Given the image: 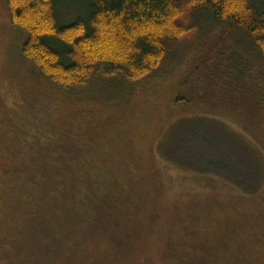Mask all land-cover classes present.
Returning <instances> with one entry per match:
<instances>
[{"label":"trees","instance_id":"1","mask_svg":"<svg viewBox=\"0 0 264 264\" xmlns=\"http://www.w3.org/2000/svg\"><path fill=\"white\" fill-rule=\"evenodd\" d=\"M86 1L85 18L60 25L53 0H5L32 67L24 116L0 119V176L5 206L32 229L31 259H101L117 247L138 257L168 225L164 256L175 264H264L261 242L246 235L249 216L264 228L256 193L214 195L228 183L209 174L165 179L154 148L140 151L124 124L135 98L163 92L169 107L200 110L181 118H226L262 147L264 0ZM42 112L44 124L30 118ZM177 123H167L169 139ZM114 135L132 141L105 152ZM167 196L175 201L164 206Z\"/></svg>","mask_w":264,"mask_h":264},{"label":"rangeland","instance_id":"2","mask_svg":"<svg viewBox=\"0 0 264 264\" xmlns=\"http://www.w3.org/2000/svg\"><path fill=\"white\" fill-rule=\"evenodd\" d=\"M53 7L60 25L70 24L77 18H85L89 13L86 0H53ZM25 38L26 34L10 23L5 0H0V119L8 121L10 125L15 118L24 116L23 109H20L18 105L25 101L24 90L28 87L25 80L29 79L28 72L32 67L20 52ZM163 100L166 101L163 92L135 98V102L131 103L135 109L125 112L124 124L133 131V141L136 142L140 151L148 155L154 148L156 162L158 166L161 165L164 178L167 180L170 178L176 184L179 182L178 179L191 181L197 176L199 178L200 176L210 177L206 174L214 175L217 182L224 180L228 183L225 189H219L214 192V195L224 196L228 193L232 195L253 193L254 195L256 193L255 196L260 199L264 209V128L259 134L263 144L261 147L226 118L194 115L181 118V115L185 113H200V110L197 107L183 109L169 107ZM20 112L23 114L20 115ZM45 114V112L37 113V117L30 116V118L39 119L41 122V119L49 121L45 119ZM22 120L26 123L22 129L37 130L30 120ZM195 120L198 122H194ZM171 121H178L175 127L178 128L169 139L171 132L169 130L167 132L166 125ZM41 131L44 130L41 129ZM166 132V140L165 138L161 140ZM131 141L114 135V139L109 140L108 144L104 142L103 150L116 151L125 148ZM110 146L113 150H110ZM163 151H165V157L162 154ZM0 175H2L1 172ZM3 180V176H0V264H36L35 260L31 259L33 257L28 247L29 241H33L32 229L25 232L23 227L17 224L18 220L15 219L14 213H19L15 212V205L5 206L7 192ZM201 182L205 183L204 180ZM230 184L242 189L234 187L235 189L231 191L228 189ZM211 191L202 190L197 193L211 194L213 193ZM174 201V197L167 196L164 206L171 205ZM249 215L248 212L247 216ZM168 216L169 213L167 218ZM255 219V215L248 217L249 231L246 235L252 236L254 241L261 242L264 249V228L262 230L260 226H255ZM261 226L264 227V219ZM164 233L168 234V225L166 229L154 232L147 237L145 244L140 246L141 249H137L140 250L138 257L129 253L134 251L132 247H117L115 254H109L108 257L100 259L95 255L74 256L68 258L67 262L62 260L61 264H175L164 256L166 242ZM260 257L264 262V253L260 254Z\"/></svg>","mask_w":264,"mask_h":264}]
</instances>
